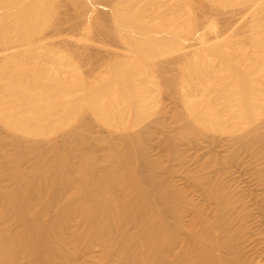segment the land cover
<instances>
[{"label":"bare ground","instance_id":"1","mask_svg":"<svg viewBox=\"0 0 264 264\" xmlns=\"http://www.w3.org/2000/svg\"><path fill=\"white\" fill-rule=\"evenodd\" d=\"M138 1L0 0L6 16H14L10 28L25 47V58L6 54L10 29H2L0 80L10 68L16 78L0 90V264L264 261V247L258 249L261 260L244 258L240 245L247 241L248 217L239 207L244 199L222 177L241 153L258 161L264 176L260 66L232 64V111L239 129L231 134V153L215 158L222 175L206 181L211 217L206 206L186 200L174 180L160 174L165 161L147 153L146 139L154 131L124 119L123 106L143 107L142 96L132 92L134 80L157 72V84L184 101V109L172 112L177 126L162 139L170 155L180 159L182 143L199 145L206 136H215L221 118L196 80L206 82L208 53L221 33L220 14L236 0H181L172 19L150 23L131 6ZM146 29L152 34L139 40L137 34ZM153 32L168 33V41L161 42ZM100 58L108 69L97 77L104 85L70 111L73 94L94 83V77L74 65ZM43 80L55 86L54 94L41 86ZM50 110L59 118L48 131ZM166 114L160 105L148 118L162 127ZM204 176L194 181L200 185ZM187 209L195 212L189 224L183 221Z\"/></svg>","mask_w":264,"mask_h":264},{"label":"rangeland","instance_id":"2","mask_svg":"<svg viewBox=\"0 0 264 264\" xmlns=\"http://www.w3.org/2000/svg\"><path fill=\"white\" fill-rule=\"evenodd\" d=\"M124 1L129 2V0ZM180 1L139 0L135 6L133 3L131 6L138 7L143 21L150 23L156 18L162 19V21L172 19L175 16L174 13L181 7ZM62 16H64L63 13ZM13 19L14 16L7 17L5 11L0 8V47H2L1 31L3 28H9L10 47L6 54H16L20 58H25V47L17 33L10 28ZM217 25L220 26L221 33L219 39L214 40V48L208 53L209 69L203 73L206 82L196 80L199 82L202 96L221 118L222 125L215 136H206L199 145L191 146L186 142L182 143L179 147L180 159L170 155L171 149L162 143V139H165L177 126L173 120L172 112L175 109H184V101L179 100L173 93L164 90L157 84L160 78L157 72L145 73L133 82L132 92L143 98L142 110H130L129 107L123 106L125 121H130L133 118L139 125L154 131L146 139L147 153L150 158L161 157L165 161L164 169L160 171V174L171 177L175 184L184 191L186 200L192 201L196 206H206V213L210 217L213 214V205L208 200L206 181L208 177L216 176L218 172L222 175L223 172L219 171L221 166L214 165L215 158L226 157L231 153L234 146L231 134L236 133L239 129L235 113L232 111L236 104L233 78L235 67L232 64L248 68L259 65L263 74V82L258 85L259 95H262L264 91V0H253L252 3L236 0L232 6L223 10ZM151 32L147 29L141 31L137 34L139 40L146 39L152 34ZM153 33V35L162 38L161 42L168 41V33ZM258 58H261L259 62ZM42 64L49 65L46 61ZM74 70L94 77V83L91 86L80 87L73 94L70 111L76 110L84 97L94 94L104 85L105 82L97 77L104 76L108 72L101 58L88 59L85 66L74 65ZM15 78L16 74L10 68L6 77L0 80V90L4 91ZM41 86L51 94L56 92L55 86L46 80L41 82ZM178 87L185 94H189V90H186L184 86ZM33 98L39 101L37 97ZM257 99L264 100V96H258ZM160 105L167 109L166 124L162 127L150 122L148 118V114L157 110ZM47 116L48 121L45 127L50 131L54 128L59 115L50 110L47 112ZM110 123L116 127L117 118L112 117ZM120 132V129L115 130L116 135H119ZM260 168L261 164L252 156L241 153L237 160L229 164L227 173L224 171L225 175H222L223 178L225 176L224 179L227 182H230V185L235 186L244 199V205L239 204V207L242 212H246L248 217V225L244 231L247 241L240 245L245 259L261 260L258 249L264 247V176L259 173ZM198 175H205L200 180V185L194 181V177ZM194 215L193 209H187L183 215L184 223L189 224ZM170 221L174 222V219L170 218ZM1 226L0 224V228ZM94 254H98V252L96 251ZM261 264H264V261Z\"/></svg>","mask_w":264,"mask_h":264}]
</instances>
